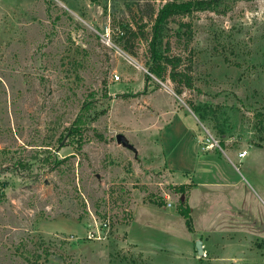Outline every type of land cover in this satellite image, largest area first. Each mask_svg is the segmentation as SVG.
Segmentation results:
<instances>
[{"label":"rangeland","instance_id":"rangeland-1","mask_svg":"<svg viewBox=\"0 0 264 264\" xmlns=\"http://www.w3.org/2000/svg\"><path fill=\"white\" fill-rule=\"evenodd\" d=\"M166 1L0 0V264H264V0H224L169 23L170 55L193 83L179 94L146 79ZM190 104L214 114L202 122ZM186 130L215 153V171L196 172L195 184L240 181L226 238L245 249L217 236L187 247L184 220L169 214L180 197L170 187L192 181L178 169L195 166ZM244 150L262 156L239 158ZM206 197L209 216L227 193ZM164 222L175 237L157 229Z\"/></svg>","mask_w":264,"mask_h":264},{"label":"trees","instance_id":"trees-1","mask_svg":"<svg viewBox=\"0 0 264 264\" xmlns=\"http://www.w3.org/2000/svg\"><path fill=\"white\" fill-rule=\"evenodd\" d=\"M223 1L224 0H170L163 3L158 8L150 27L149 39L147 40L150 62L147 67L148 75L146 79L152 77L158 81L168 79L176 85L177 94H179L183 88H193L190 69L182 66V58L180 55H170L171 42L168 37L167 27L175 17H182L198 11L214 12ZM190 109L202 122L208 118L211 119L210 115L214 114V109L206 104H190ZM74 131L75 130H70V134H73ZM217 131L220 136H223L224 130L222 128L217 129ZM219 144L222 146L223 142ZM195 186V182L190 181L170 187L174 193L180 196L175 204L174 211L184 220V225L190 233L194 232V227L188 204V197L190 191ZM148 202L158 207L166 206V202L163 198L159 197V199H153L152 195Z\"/></svg>","mask_w":264,"mask_h":264},{"label":"crops","instance_id":"crops-1","mask_svg":"<svg viewBox=\"0 0 264 264\" xmlns=\"http://www.w3.org/2000/svg\"><path fill=\"white\" fill-rule=\"evenodd\" d=\"M193 131L191 132L190 130H186V135H188L191 139V147H192V155L194 158V165L191 169L189 167L185 168H178V169H185L184 171H179L183 172L184 174H187V178H190L192 181H194V174L197 172H205L209 173L211 171H215V168H210V158H214L215 153L212 152L211 150H207L208 152H200V145L197 141V138L193 136ZM167 138L162 135V140L161 144L163 146V150L165 151L167 148ZM209 142V141H208ZM165 148V149H164ZM249 155H254L255 157H261L262 155L259 153V151H249ZM226 156L231 157V158H236L235 155L232 154H227ZM245 157V158H246ZM227 168L229 170V165H227ZM166 171H174L172 169V166L170 164V161H166ZM177 172V171H174ZM185 178V179H187ZM186 183V181H183ZM240 181L237 179V177H228L223 180H208V181H201V182H196V186L190 191L189 197H188V204L190 207L191 211V217L193 221V227H194V232L190 233L188 232L189 235H185L186 239V245L187 240H192V237H197L200 238H208V242L214 241L216 236L219 239H223V237L226 240L225 243V248H230L233 243L228 242L226 238L228 234H232L231 231L234 227V221H235V212L238 210H242V206H240V201H237L235 198V192L237 185ZM215 190L218 192L222 193H227V197H224L222 200H216V207H215V212L213 215H207L208 211V206L210 203V199L207 198V192ZM169 214H172L176 216V213L173 209V211H170ZM177 220V217H175ZM162 223V222H160ZM166 225L160 226L157 229L158 230H163V232L167 233L168 236L172 237V235L175 237V234L171 230V227L164 222ZM157 226V225H155ZM236 234V233H235ZM245 235L247 237H253V234L249 233H240V236ZM256 236V235H255ZM254 236V237H255ZM173 237V238H174ZM240 237V238H241ZM264 238V237H263ZM196 240V239H195ZM193 240V242H195ZM234 249L236 250H242L245 249L246 247V242L243 240H238L237 243H235ZM220 263L227 264L228 262L225 261L224 259H220Z\"/></svg>","mask_w":264,"mask_h":264},{"label":"water","instance_id":"water-1","mask_svg":"<svg viewBox=\"0 0 264 264\" xmlns=\"http://www.w3.org/2000/svg\"><path fill=\"white\" fill-rule=\"evenodd\" d=\"M116 141H117V143H120V144H122V145H124V146L127 145L124 136L121 135V134H118V135L116 136ZM195 247H196V250H197L198 255H201V253H202V249H201V248H202V247H201V245H200V241H196V243H195Z\"/></svg>","mask_w":264,"mask_h":264},{"label":"built area","instance_id":"built-area-1","mask_svg":"<svg viewBox=\"0 0 264 264\" xmlns=\"http://www.w3.org/2000/svg\"><path fill=\"white\" fill-rule=\"evenodd\" d=\"M114 79H118V77L116 75H114ZM211 146H213V144H211ZM247 154H248V152L244 150L238 154V157L243 158V157L247 156ZM165 202H166V206L168 208L172 207V204L170 203V198L168 196L165 198Z\"/></svg>","mask_w":264,"mask_h":264}]
</instances>
